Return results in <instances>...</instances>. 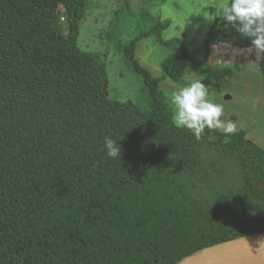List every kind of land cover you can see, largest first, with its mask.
Instances as JSON below:
<instances>
[{"label":"trees","instance_id":"trees-1","mask_svg":"<svg viewBox=\"0 0 264 264\" xmlns=\"http://www.w3.org/2000/svg\"><path fill=\"white\" fill-rule=\"evenodd\" d=\"M91 1L0 0V264H174L264 232V147L245 131L197 140L160 88L205 67L210 43L197 63L178 39L156 77L136 57L138 35L124 52L148 108L112 100L102 54L79 43ZM209 39L252 46L219 16ZM106 136L120 158L105 154Z\"/></svg>","mask_w":264,"mask_h":264},{"label":"rangeland","instance_id":"rangeland-1","mask_svg":"<svg viewBox=\"0 0 264 264\" xmlns=\"http://www.w3.org/2000/svg\"><path fill=\"white\" fill-rule=\"evenodd\" d=\"M91 2L98 6L90 9L84 18L79 43L86 50L102 54L107 67L110 99L132 102L143 110L148 108L150 90L124 52V46L138 35L143 38L137 44L136 57L156 77L163 75L162 61L181 48L182 43L178 39L186 43L197 63L207 57L209 42L211 52L206 66L191 68L186 76V84L176 83L170 78L160 84L173 120L175 108L171 104L170 93L201 80L208 86V98L223 107L220 119L231 121L235 126L233 132L245 131L251 142L264 147L261 51L252 46L241 47L228 42L219 44L209 39L218 16L217 6L223 0ZM162 22L165 23L164 27ZM105 28H109L110 34L99 36Z\"/></svg>","mask_w":264,"mask_h":264},{"label":"clouds","instance_id":"clouds-1","mask_svg":"<svg viewBox=\"0 0 264 264\" xmlns=\"http://www.w3.org/2000/svg\"><path fill=\"white\" fill-rule=\"evenodd\" d=\"M217 7L219 18L241 36L252 38V47L264 52V0H223ZM170 101L175 108V126L188 129L197 140L205 128L224 133H232L235 129L231 121L220 119L223 107L208 98V86L201 80L172 91ZM103 148L109 158H120L121 146L111 136L104 138Z\"/></svg>","mask_w":264,"mask_h":264},{"label":"water","instance_id":"water-1","mask_svg":"<svg viewBox=\"0 0 264 264\" xmlns=\"http://www.w3.org/2000/svg\"><path fill=\"white\" fill-rule=\"evenodd\" d=\"M174 264H264V232L245 234L199 248Z\"/></svg>","mask_w":264,"mask_h":264}]
</instances>
